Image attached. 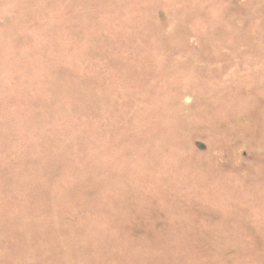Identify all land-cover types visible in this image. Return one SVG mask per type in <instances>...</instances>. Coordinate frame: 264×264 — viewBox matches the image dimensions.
<instances>
[{"label": "rangeland", "instance_id": "1", "mask_svg": "<svg viewBox=\"0 0 264 264\" xmlns=\"http://www.w3.org/2000/svg\"><path fill=\"white\" fill-rule=\"evenodd\" d=\"M0 264H264V0H0Z\"/></svg>", "mask_w": 264, "mask_h": 264}]
</instances>
